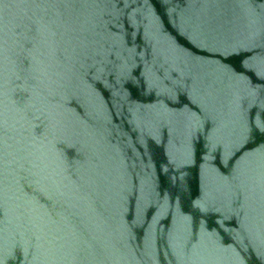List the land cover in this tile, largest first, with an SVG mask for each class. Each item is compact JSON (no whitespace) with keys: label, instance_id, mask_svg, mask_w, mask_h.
Masks as SVG:
<instances>
[{"label":"water","instance_id":"95a60500","mask_svg":"<svg viewBox=\"0 0 264 264\" xmlns=\"http://www.w3.org/2000/svg\"><path fill=\"white\" fill-rule=\"evenodd\" d=\"M0 264H264V0H0Z\"/></svg>","mask_w":264,"mask_h":264},{"label":"snow or ice","instance_id":"6c2138e0","mask_svg":"<svg viewBox=\"0 0 264 264\" xmlns=\"http://www.w3.org/2000/svg\"><path fill=\"white\" fill-rule=\"evenodd\" d=\"M259 129V126H256Z\"/></svg>","mask_w":264,"mask_h":264}]
</instances>
